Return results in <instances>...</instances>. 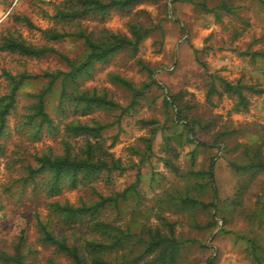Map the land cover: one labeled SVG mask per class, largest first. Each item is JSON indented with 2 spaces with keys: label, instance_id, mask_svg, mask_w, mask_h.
I'll use <instances>...</instances> for the list:
<instances>
[{
  "label": "rangeland",
  "instance_id": "1",
  "mask_svg": "<svg viewBox=\"0 0 264 264\" xmlns=\"http://www.w3.org/2000/svg\"><path fill=\"white\" fill-rule=\"evenodd\" d=\"M67 5V0H0V37L52 45L77 59L83 52L81 39L66 36L47 42L40 30L72 32L81 27L97 33L106 28L129 34L131 21L147 31L135 51L124 47L109 53L93 63L89 75L78 79L80 88L104 90L116 103L85 114L73 112L64 101L59 104L58 83L48 86L42 75L67 69L60 57L0 50V96L10 91L12 77L19 80L15 106L0 134V250L11 253L23 231L24 264H71L38 239L36 216L59 233L64 226L49 214L47 203H88L98 192L110 198L101 210L110 224L144 236L148 228L163 232L170 223L183 241L179 264H259L249 241L264 258V173L251 178L231 163H246L252 147L264 153L261 0H137L126 9L110 8L103 18L94 14L66 22L54 17ZM21 16L34 27L25 25ZM219 77L247 86L245 109L234 107L235 99L223 91ZM39 92L51 126L44 123L34 135L24 124V112ZM76 119L102 126L98 136L89 139L119 158L123 169L101 171L46 196L40 186L33 188L24 180L25 166H35L34 156L42 150L61 152L65 143L70 152H79L85 137L65 134L63 129ZM210 163L217 188L214 206L179 202L184 194L212 200L203 173ZM84 227L75 229L74 235H84Z\"/></svg>",
  "mask_w": 264,
  "mask_h": 264
},
{
  "label": "trees",
  "instance_id": "2",
  "mask_svg": "<svg viewBox=\"0 0 264 264\" xmlns=\"http://www.w3.org/2000/svg\"><path fill=\"white\" fill-rule=\"evenodd\" d=\"M68 5L57 9L54 13L60 21L75 22L89 15L97 14L100 18L112 7L126 9L137 0H67ZM264 5V0H261ZM25 25L33 26L25 16H21ZM47 42H57L66 36L81 39L83 45L82 55L77 59H70L61 54L52 45H32L19 36L3 35L0 37V50L16 52L24 56L39 57L47 53H53L60 57L67 65L65 70L46 71L42 75L48 79V86L53 82L58 83L59 104L63 101L72 105L73 112L85 114L97 107H115L116 103L107 97L104 90L80 88L78 79L89 75L93 63L105 58L120 48L128 47L135 51L145 35L147 29L139 23L129 22L128 33H115L106 28H101L94 33L78 27L72 32L60 31L55 28L40 30ZM193 51H196L193 49ZM24 76V75H23ZM21 76V77H23ZM118 81L129 86L126 80L117 77ZM11 89L0 96V134L6 124V117L15 106L14 94L16 83L19 81L12 77ZM224 92L235 99L234 107L243 110L247 107V98L243 90L247 86L238 82H231L224 78H218ZM45 100L42 93L36 94V100L28 105V111L24 112V124L32 128L36 135L45 123L51 126V119L45 111ZM102 126L98 123L88 124L79 120L67 122L63 129L65 134L84 136V143L79 152H70L68 146L61 152L42 150L34 156L36 165L25 166L27 179L33 188L41 187L46 196H55L63 187H74L82 180H88L101 171L111 172L121 170L123 166L119 158L98 142H92L89 136H98ZM146 148L150 145L147 142ZM250 156L246 163L231 165L247 173L251 178L256 174L264 173V153L259 148H250ZM167 164L170 165L168 161ZM173 167V165H172ZM176 169V168H175ZM206 175L207 185L211 190L212 200L204 202L187 194L179 197V202L187 205H199L203 208L213 207L217 199L214 165L210 163L203 172ZM39 177V180L37 179ZM132 183V185H134ZM96 199L90 202H81L78 205L67 201L52 200L47 203L49 214L57 218L64 228L59 233L47 226L46 222L36 216L35 226L38 239L42 243L51 244L57 252L64 254L71 264H179V247L182 240L175 235L172 225L167 223V230L148 228L144 236H140L130 228L121 225H113L101 216V210L105 202L110 198L95 192ZM114 204L115 198H111ZM166 224V222H165ZM85 225V234L80 238L74 235V230ZM69 230V235L64 233ZM23 231L18 241L13 246L12 252L0 250V264H24L25 254L22 252V243L25 242ZM251 254L259 263L264 264V258L258 256L256 245L250 240Z\"/></svg>",
  "mask_w": 264,
  "mask_h": 264
}]
</instances>
